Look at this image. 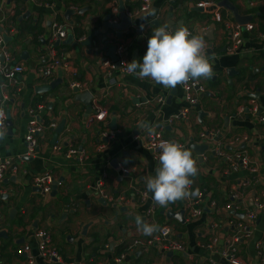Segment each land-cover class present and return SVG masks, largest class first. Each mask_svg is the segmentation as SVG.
<instances>
[{
	"label": "crops",
	"instance_id": "crops-1",
	"mask_svg": "<svg viewBox=\"0 0 264 264\" xmlns=\"http://www.w3.org/2000/svg\"><path fill=\"white\" fill-rule=\"evenodd\" d=\"M212 1L218 5L223 0ZM140 2L0 0V60L8 55L11 64L23 66L15 81L0 77V98L11 122L0 139V157L11 158L20 168L15 175L8 172L0 183V264H115L113 259L124 251L129 258L122 264H230L221 249L235 224L244 221L239 215L253 207L264 188V120L259 119H264V32L257 30L264 25L260 17L264 0H227L240 16H250L244 25L237 24L223 5L197 12L192 0H153L147 12L135 16ZM121 4L136 28L142 29L143 38L151 36L155 20L161 26L167 24L171 9L172 24L203 35L207 51L212 44L208 56L214 57V76L195 80L202 91L195 90L197 103L191 106L188 119L173 117L187 107L182 85L165 88L148 78L123 73L118 61L107 56L111 47L116 53L123 47L127 63L142 62L147 51V40L138 42L137 29H105L108 14L111 25L120 23ZM155 8L158 11L151 14ZM54 23L68 26L71 32L76 28L84 40L90 38L89 46L80 45L74 33L72 43L68 36L53 40ZM227 25L241 30L237 48L231 46ZM106 61L113 66L111 70ZM229 68L233 73H228ZM53 81L58 84L38 92ZM72 83L79 87H71ZM87 91L92 96L90 108L77 99ZM249 93L258 97L250 98ZM255 104L259 107L256 115L251 112ZM32 112L47 129L38 137L35 154L28 156L26 135ZM112 119L113 130L109 127ZM140 121L158 125L156 132L164 140L178 142L192 152L199 171L192 178L191 190L205 189L199 218L188 217V199L166 207L154 204L146 178L155 176L159 161L143 146L147 132L138 128ZM59 124L62 130L53 144ZM201 131L215 135L203 141ZM108 133L113 136L107 138ZM221 150L242 154L256 172L229 169L228 161L218 154ZM42 172L54 178L48 195L32 184L34 175ZM243 179L253 181L252 186L240 198H231L233 184ZM98 182L114 202L100 196ZM137 216L159 228L169 226L171 238L183 249L166 251L159 245L137 243L148 238L137 228ZM37 231L47 233L61 262L40 258ZM263 235L264 210L250 238L239 243V260L260 264L255 243ZM24 246L29 250L24 252Z\"/></svg>",
	"mask_w": 264,
	"mask_h": 264
},
{
	"label": "built area",
	"instance_id": "built-area-1",
	"mask_svg": "<svg viewBox=\"0 0 264 264\" xmlns=\"http://www.w3.org/2000/svg\"><path fill=\"white\" fill-rule=\"evenodd\" d=\"M193 4L196 7L200 8H207L210 5H213L214 3L205 1V0H192ZM153 4V0H141L139 6L137 7V10L134 12L135 16H138L144 12H147L150 7ZM227 30L230 34V39L232 38L231 46L234 48H237L241 44V37L240 32L241 31L238 27H229L227 25ZM68 26L54 23L52 25V39H62L67 36ZM264 36V35H263ZM83 40V37L81 39ZM2 43L1 36H0V44ZM117 58H118V65L121 69V72L128 73L126 71L127 68V60H126V49L123 47L117 48ZM5 59L0 60V77L8 80V81H15L16 76L20 74L23 71V66L21 64H11L10 56L4 55ZM56 61V60H55ZM57 62V61H56ZM105 65L109 67L111 70L113 68L112 65L109 64V62H105ZM50 71V67L46 68L45 74L48 75ZM48 73V74H47ZM184 90V97L185 101L187 102V107H184L181 109L177 114H175L173 117L178 118L182 117L185 119H188V114L191 106L196 105L197 98L195 96V90L199 89L202 91V88L199 86V84L196 81H190L186 85H182ZM71 87H79L77 83H72ZM162 101V99H160ZM0 107H3V101L0 98ZM5 110V109H4ZM252 114L256 115L259 112V107L257 104L253 105L251 108ZM32 118L28 122L27 126V135H26V150L25 153L28 156H33L36 152L37 143H38V137L42 134H44L47 127L42 121H39L37 119V116L34 112H32ZM172 117V118H173ZM171 118V119H172ZM170 119V121H171ZM260 120H264L263 118H259ZM6 123V121H5ZM7 125V124H6ZM55 125L51 124L50 127L53 128ZM157 135L150 136L146 135V138L143 140V146L145 149L152 151L155 153V160L159 161V149L158 145L159 143L164 140L161 137L160 132H156ZM215 134L213 133H207L204 131H201L199 133V139L206 141L213 139ZM113 136V133H108L107 138H110ZM178 143V142H176ZM180 144V143H179ZM182 145V144H181ZM216 149V147H215ZM214 149V152L216 153V150ZM218 151V150H217ZM75 153V151H73ZM219 155L224 156L225 159L228 161L229 169L233 171H237L238 169H244L246 171H250L251 173L256 170L254 166L249 165V161L240 153H234V154H225L222 153V150L218 152ZM20 168L18 164L12 160L11 158H1L0 157V183L3 180L4 176L10 172L11 174H17L19 173ZM256 172V171H255ZM26 173V172H25ZM54 183V178L51 174L48 172H42L41 174L34 175L32 179V184L34 187H37L42 194L48 195L51 192L52 184ZM253 184V181L243 179L235 184H233L231 188L230 196L233 199H238L242 195V191L246 190L247 188L251 187ZM101 182H98L96 189L100 194V196L106 200L109 199L111 202H114V198L104 193L101 189ZM1 190V189H0ZM143 195H146L145 192L142 193ZM204 200V194L202 192H197V195L192 198H188L187 201V212L188 217L191 219H197L203 214V208L201 206L202 201ZM107 201V200H106ZM117 202H125L124 198H116ZM264 210V188L260 191L259 198L254 201L253 207L250 209H246L244 211L245 220L244 222H239L238 224H235V229L232 232V234L229 236L227 242L225 243V247L221 249L220 254L222 257H224L230 264H244L236 257V251H237V243L240 241L242 237L248 238L251 234V228L254 227L255 221L258 217V214ZM36 237L39 239L38 243V254L40 258L47 260V261H60L61 258L57 252V249L53 246V243L50 239V237L47 235L45 231H37ZM137 243H140L142 245H159L163 247L164 250H181L183 249V245L176 239L171 238V228L167 225L160 228V231L154 233L151 236H148L147 239L144 241H137ZM136 242L132 244L131 248H129L130 253H132L133 248L136 246ZM29 250V246H24L23 251L26 252ZM255 250L257 253V256L259 257L260 264H264V239L259 240L255 243ZM128 252L124 251L123 253L116 256L113 260L115 264H122L124 261H126L129 256ZM64 264H70V263H64ZM80 264H87V263H80ZM98 264H107L105 262H100Z\"/></svg>",
	"mask_w": 264,
	"mask_h": 264
},
{
	"label": "clouds",
	"instance_id": "clouds-1",
	"mask_svg": "<svg viewBox=\"0 0 264 264\" xmlns=\"http://www.w3.org/2000/svg\"><path fill=\"white\" fill-rule=\"evenodd\" d=\"M208 45L201 34H193L187 27L171 30L169 25L158 26L147 41L142 62L127 63L126 71L139 78H148L165 88L186 85L190 81L211 79L214 76V57L207 54ZM7 115L0 107V139L7 134ZM158 125L140 121L138 128L155 136ZM159 166L155 176L146 178V190L152 193L154 204L166 207L170 203L195 197L193 177L198 174L197 161L190 150L173 141H161ZM136 225L146 236L160 231L159 225L143 222L136 217Z\"/></svg>",
	"mask_w": 264,
	"mask_h": 264
},
{
	"label": "water",
	"instance_id": "water-1",
	"mask_svg": "<svg viewBox=\"0 0 264 264\" xmlns=\"http://www.w3.org/2000/svg\"><path fill=\"white\" fill-rule=\"evenodd\" d=\"M221 5L226 6V7H228L230 9V11L233 14V19H234V21L237 24L244 25V24H246L250 20V16H240L238 14L236 8H234L233 6H231L230 4H228L227 0H223V1L219 2L218 5H215V4L210 5L209 7L205 8V9L200 8V7H196L194 10H196L197 12H211L212 10L213 11L214 10H217V8L219 6H221ZM157 11H158L157 8L152 9L151 14L153 12H157ZM68 14H71V12H69ZM118 16L121 19L120 23L111 25L110 22H108V20H110V15L108 14L105 17V19H104L105 20V24H104L105 29L114 28L115 30L117 29L119 31V30H121V29H123L125 27L134 28V29H137L136 32L138 34V40H139L138 42H141L142 40H147L148 41V39L150 37L149 36H146L145 38L142 37V29L141 28L140 29L139 28H136L135 21H132L131 17H129V16H127L125 14L124 8H123V5L122 4L118 7ZM166 22H167V25H169V27H170L171 30L175 31V29L178 28L177 26H175L174 24H172V10L171 9H170V12L166 15ZM71 24H72V22H71ZM152 24H154L156 27L161 26L159 19L158 20H155L154 22H152ZM227 32H228V30H227ZM228 34H229V32H228ZM67 36H68V38H67L68 43H72L73 42V37H72V32H71L70 29L67 31ZM229 36H230V34H229ZM81 38H79V39H81ZM77 42L80 45H88L89 46L91 40H90V38H86V40H84V38H83V40H80V41L77 39ZM211 48H212V44H209V50L207 51V54L208 55H211L212 54L211 53ZM115 51H116V48L113 46V47L110 48V50H109V52L107 54V56L110 58V60L112 62H117V60H118ZM135 54H137V52H135ZM21 58H25V57H23V54L21 55ZM230 69L231 68L228 69V73L229 74L233 73V70L232 69L230 70ZM60 76H62L61 73H60ZM57 84H58V82L53 81L49 85L40 87L37 90H38V92L47 91L50 88H53ZM73 91L75 92L76 89H74ZM79 95H81V96H79ZM79 95H77V99L79 98V100L83 101L84 104L88 108H90L89 101L91 100V97H92L91 96V93L89 91H87V92H84L83 94H79ZM248 96L250 98L256 99L258 97V93L257 94H255V93H252V94L249 93ZM6 124H7L8 127L11 125L9 114H7ZM109 127L111 128V130L115 129L116 126H115V123H114V119H112V122H111V124H110ZM61 130H62V126H61V124H59V126L54 131L53 141H52L53 144L55 143V141L57 139V136L59 135V133L61 132ZM6 181L7 180H4L3 183H6ZM239 217L242 218L243 217L242 214L239 215Z\"/></svg>",
	"mask_w": 264,
	"mask_h": 264
},
{
	"label": "trees",
	"instance_id": "trees-1",
	"mask_svg": "<svg viewBox=\"0 0 264 264\" xmlns=\"http://www.w3.org/2000/svg\"><path fill=\"white\" fill-rule=\"evenodd\" d=\"M205 1H209L211 3L213 2L212 0H205ZM260 17H261V20H263L262 22L264 23V14H262ZM257 30H258V32H264V25L261 24L259 29L257 27ZM72 33H74L77 36L76 39L83 37L82 33L78 32L76 28H73ZM197 191L202 192L204 194L205 189L202 188V189L197 190Z\"/></svg>",
	"mask_w": 264,
	"mask_h": 264
},
{
	"label": "flooded vegetation",
	"instance_id": "flooded-vegetation-1",
	"mask_svg": "<svg viewBox=\"0 0 264 264\" xmlns=\"http://www.w3.org/2000/svg\"><path fill=\"white\" fill-rule=\"evenodd\" d=\"M1 186V185H0ZM37 188V187H36ZM38 189V188H37ZM39 190V189H38ZM40 191V190H39ZM43 195H45V194H43ZM243 217H242V219L244 218V220H245V216H244V214L242 215ZM240 218V217H239ZM241 219V218H240ZM241 219V220H242ZM240 222H244V221H240ZM234 229H235V227H234ZM232 234V233H231ZM250 236H251V234H250ZM250 237H248V238H245V237H242L241 239H240V241L237 243V248H238V245H239V243L240 242H242L243 240H246V239H249ZM263 238H264V235L259 239V240H263ZM259 240H257V241H259ZM238 253V250L236 251V254ZM236 257H237V255H236ZM237 259L239 260V258L237 257ZM241 261V260H240ZM242 262V261H241ZM244 263V262H243ZM245 264V263H244Z\"/></svg>",
	"mask_w": 264,
	"mask_h": 264
}]
</instances>
